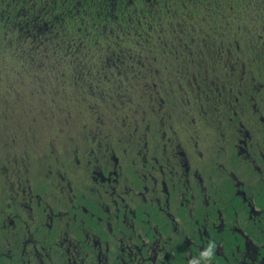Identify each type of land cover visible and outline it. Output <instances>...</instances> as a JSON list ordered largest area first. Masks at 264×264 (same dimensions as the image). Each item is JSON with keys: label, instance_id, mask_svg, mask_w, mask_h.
Returning a JSON list of instances; mask_svg holds the SVG:
<instances>
[{"label": "flooded vegetation", "instance_id": "1", "mask_svg": "<svg viewBox=\"0 0 264 264\" xmlns=\"http://www.w3.org/2000/svg\"><path fill=\"white\" fill-rule=\"evenodd\" d=\"M189 14L0 0V264H264V25Z\"/></svg>", "mask_w": 264, "mask_h": 264}, {"label": "trees", "instance_id": "2", "mask_svg": "<svg viewBox=\"0 0 264 264\" xmlns=\"http://www.w3.org/2000/svg\"><path fill=\"white\" fill-rule=\"evenodd\" d=\"M179 7L186 4L190 9L192 21L200 14L198 21L204 23L205 26L210 25L214 30L223 23L235 22V15L242 14L246 16L258 17L259 23L264 25V0H173ZM200 10L196 12L195 9ZM196 12V13H194ZM212 31V30H211ZM260 59L264 54L260 53Z\"/></svg>", "mask_w": 264, "mask_h": 264}]
</instances>
